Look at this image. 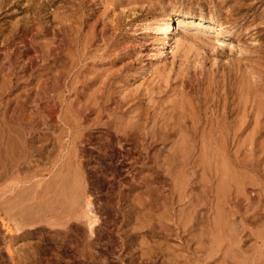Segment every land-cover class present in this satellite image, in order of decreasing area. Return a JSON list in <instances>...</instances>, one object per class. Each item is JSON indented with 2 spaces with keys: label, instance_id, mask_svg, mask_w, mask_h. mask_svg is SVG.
Listing matches in <instances>:
<instances>
[{
  "label": "rangeland",
  "instance_id": "obj_1",
  "mask_svg": "<svg viewBox=\"0 0 264 264\" xmlns=\"http://www.w3.org/2000/svg\"><path fill=\"white\" fill-rule=\"evenodd\" d=\"M0 264H264V0H0Z\"/></svg>",
  "mask_w": 264,
  "mask_h": 264
},
{
  "label": "bare ground",
  "instance_id": "obj_2",
  "mask_svg": "<svg viewBox=\"0 0 264 264\" xmlns=\"http://www.w3.org/2000/svg\"><path fill=\"white\" fill-rule=\"evenodd\" d=\"M163 27V26H162ZM171 27H172V21L171 20H168V21H166V24H165V27L163 28L164 29V31L167 33V32H169L170 31V29H171ZM159 71V70H158ZM121 75V74H120ZM145 84V83H144ZM146 85H147V87H146V90L148 89V87L150 86V84H148V83H146ZM151 87V86H150ZM125 104H126V102L125 103H123V102H121L120 103V109H122L124 106H125ZM128 110V109H127ZM86 208H87V213H88V216H89V218L91 219V223L93 222V214L92 213H94V206H93V204H91V203H89V205L88 206H86ZM21 210V209H20ZM25 212V211H24ZM93 217V218H92ZM25 218V217H24ZM95 220V219H94ZM20 222V221H19Z\"/></svg>",
  "mask_w": 264,
  "mask_h": 264
}]
</instances>
